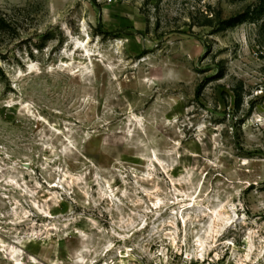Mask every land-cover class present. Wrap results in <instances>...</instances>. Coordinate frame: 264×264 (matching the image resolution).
Returning a JSON list of instances; mask_svg holds the SVG:
<instances>
[{"label": "rangeland", "instance_id": "374dc122", "mask_svg": "<svg viewBox=\"0 0 264 264\" xmlns=\"http://www.w3.org/2000/svg\"><path fill=\"white\" fill-rule=\"evenodd\" d=\"M185 253L264 264V0H0V264Z\"/></svg>", "mask_w": 264, "mask_h": 264}, {"label": "built area", "instance_id": "2783aa9c", "mask_svg": "<svg viewBox=\"0 0 264 264\" xmlns=\"http://www.w3.org/2000/svg\"><path fill=\"white\" fill-rule=\"evenodd\" d=\"M125 258H126V260L123 262L121 260H119L118 262L112 260L111 262L104 263V264H146L144 262V260H142V259L127 260V256H125ZM173 259L174 258H172V256H171V260H173ZM183 264H212V261L209 260L208 258L201 257L199 253L197 254V257L191 256V254H189V253H185L183 256Z\"/></svg>", "mask_w": 264, "mask_h": 264}, {"label": "bare ground", "instance_id": "6f19581e", "mask_svg": "<svg viewBox=\"0 0 264 264\" xmlns=\"http://www.w3.org/2000/svg\"><path fill=\"white\" fill-rule=\"evenodd\" d=\"M219 215H220V214H219ZM214 222H215V221H214ZM213 224H214V223H213ZM199 244H200L199 246H201V247L204 245V243H203L202 241H199ZM203 247H204V246H203ZM123 257H124V256H123ZM124 258H125V257H124ZM125 260H126V259H125ZM125 260H123V261H125ZM123 261H122V262H123Z\"/></svg>", "mask_w": 264, "mask_h": 264}]
</instances>
